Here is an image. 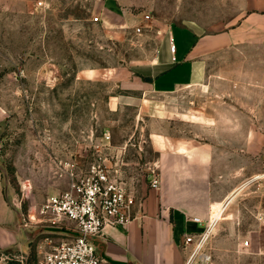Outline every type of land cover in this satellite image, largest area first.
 Instances as JSON below:
<instances>
[{"label": "rangeland", "instance_id": "1", "mask_svg": "<svg viewBox=\"0 0 264 264\" xmlns=\"http://www.w3.org/2000/svg\"><path fill=\"white\" fill-rule=\"evenodd\" d=\"M114 1L119 19L132 21L125 29L93 21L104 3L109 7ZM235 4L236 0H0V175L8 203L22 222L35 227L30 230L32 244L20 253L0 251V264H33L38 251L47 248L37 244L54 231L44 227L48 220L39 208L47 197L68 190L70 173L85 170L93 147L107 142L116 147V156L125 157L131 174L126 184L137 189L148 187L143 169L157 162L161 145L172 140L202 143L203 137L214 142L221 138L228 154L243 143L244 171L239 181L226 183L228 191L254 178L228 201L226 211L232 219L219 220L202 247L209 259L195 264H264L263 251L254 243L264 232V133L199 131L194 138L186 124L190 118L172 116L177 103L171 96H146L134 105L113 100L121 92L116 86L119 68L152 63L160 32L172 24L219 28L221 20L234 16ZM146 15L149 20L144 22ZM139 26L143 29L136 33ZM179 30L171 27L175 45L186 47ZM219 61V56L210 60L212 76L206 87L179 92L192 101L180 103L181 109L190 107L207 116L226 110L228 125L243 121L250 127L264 120L242 116L245 107L255 103L230 100L243 91L232 88L231 94L220 86L214 75ZM163 116L164 123L155 118ZM190 121L204 123L203 118ZM189 187L196 196L190 208L196 212L203 208V184ZM245 241L251 246L243 249L240 244Z\"/></svg>", "mask_w": 264, "mask_h": 264}, {"label": "crops", "instance_id": "2", "mask_svg": "<svg viewBox=\"0 0 264 264\" xmlns=\"http://www.w3.org/2000/svg\"><path fill=\"white\" fill-rule=\"evenodd\" d=\"M115 2L109 7L105 3L102 5L98 12L99 23L110 22L120 30L125 29L132 21L126 16L119 19ZM235 5L234 16L225 22L221 20L219 28H212V25L206 28L197 23L172 24L163 33L160 32L158 54L152 63L119 68L120 77L116 86L121 92L113 100L122 105H134L146 96H171V100L177 103L171 108L172 116L203 118L204 123L190 119L186 123L194 138L199 131L208 135L264 133V120L252 122L250 127L245 126L243 121L228 125L226 110H213L207 116L205 112L200 115L190 107L185 111L179 105H190L192 102L180 91L206 87L211 75L210 60L219 56V72L214 75L220 86L226 87L227 93L233 92L232 88L236 92L243 91L230 100L255 103V106L245 107L247 113L243 117L249 118L251 114L252 118L264 119V113H261L264 112V93H261L264 91V58L258 56L264 55V0H236ZM172 26L179 28L181 37L186 38V47L175 45ZM170 41L175 48L173 55L169 52ZM172 56L175 57L174 62ZM145 78L151 79V82H146ZM155 118L164 123V116ZM161 146L163 149H159L157 159L160 186L157 190L143 185L133 188L138 204L134 207L135 219L124 227L106 226L100 235L89 238L99 259L98 264H184L191 247L183 244V237L201 233L209 221L210 235L219 220H231L230 211H226L228 201L254 178L228 191L230 188L226 183L239 181L244 171L242 141L231 154H228L226 142L221 138L214 142L203 137L202 143L172 140L170 144ZM229 165H234V168L229 170ZM195 183L203 184L204 197L203 208L193 212L190 205L195 202L196 196L189 185ZM194 218L200 224L194 223ZM28 224L22 222L18 210L8 203L0 175V251L24 252L33 242L30 230L35 229ZM61 226L58 229L44 227L60 236V233H72L70 223L63 221ZM254 243L264 254V232Z\"/></svg>", "mask_w": 264, "mask_h": 264}, {"label": "built area", "instance_id": "3", "mask_svg": "<svg viewBox=\"0 0 264 264\" xmlns=\"http://www.w3.org/2000/svg\"><path fill=\"white\" fill-rule=\"evenodd\" d=\"M41 5V4H40ZM149 20L144 16L143 21ZM94 22L99 19L95 17ZM142 26L136 27L140 33ZM174 45L170 41L169 52L173 55ZM172 62L175 57L172 56ZM110 142L93 147L91 158L86 168L79 174L70 173L68 190L47 197L39 208V214L48 220L47 226L52 229L62 228L63 221L72 225V233L52 234L45 237L42 244L47 248L38 251L33 264H98L89 238L100 235L102 229L108 227H124L136 217L134 207L137 204L133 187L126 184L131 181V174L125 169V157L116 156ZM158 163L145 165V180L148 188L157 190L160 186ZM200 224L197 218L192 219ZM209 224L203 232L194 237H183V244L190 246L191 251L184 264H195V261H207L201 249L204 246L210 229ZM241 248L249 247L247 241L240 244ZM23 264L22 260H17Z\"/></svg>", "mask_w": 264, "mask_h": 264}, {"label": "water", "instance_id": "4", "mask_svg": "<svg viewBox=\"0 0 264 264\" xmlns=\"http://www.w3.org/2000/svg\"><path fill=\"white\" fill-rule=\"evenodd\" d=\"M145 81H146V82H151V79H149V78H145Z\"/></svg>", "mask_w": 264, "mask_h": 264}, {"label": "bare ground", "instance_id": "5", "mask_svg": "<svg viewBox=\"0 0 264 264\" xmlns=\"http://www.w3.org/2000/svg\"><path fill=\"white\" fill-rule=\"evenodd\" d=\"M208 237H209V232L207 233ZM208 239V238H207Z\"/></svg>", "mask_w": 264, "mask_h": 264}, {"label": "trees", "instance_id": "6", "mask_svg": "<svg viewBox=\"0 0 264 264\" xmlns=\"http://www.w3.org/2000/svg\"><path fill=\"white\" fill-rule=\"evenodd\" d=\"M18 263V262H17ZM19 264V263H18Z\"/></svg>", "mask_w": 264, "mask_h": 264}]
</instances>
